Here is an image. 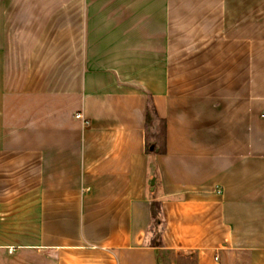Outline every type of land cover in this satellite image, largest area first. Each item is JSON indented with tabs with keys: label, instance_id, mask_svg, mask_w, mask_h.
<instances>
[{
	"label": "crops",
	"instance_id": "1",
	"mask_svg": "<svg viewBox=\"0 0 264 264\" xmlns=\"http://www.w3.org/2000/svg\"><path fill=\"white\" fill-rule=\"evenodd\" d=\"M0 264H264V0H0Z\"/></svg>",
	"mask_w": 264,
	"mask_h": 264
},
{
	"label": "trees",
	"instance_id": "2",
	"mask_svg": "<svg viewBox=\"0 0 264 264\" xmlns=\"http://www.w3.org/2000/svg\"><path fill=\"white\" fill-rule=\"evenodd\" d=\"M161 134L164 137L163 145L159 143L158 135ZM167 152V121L159 115L154 100L150 97L146 117V153L152 156ZM157 208L158 204H154V213L158 211Z\"/></svg>",
	"mask_w": 264,
	"mask_h": 264
},
{
	"label": "built area",
	"instance_id": "3",
	"mask_svg": "<svg viewBox=\"0 0 264 264\" xmlns=\"http://www.w3.org/2000/svg\"><path fill=\"white\" fill-rule=\"evenodd\" d=\"M76 118L84 120L86 124H88V123H89V121H88V120H85V118H84V115H83V114H77V115H76Z\"/></svg>",
	"mask_w": 264,
	"mask_h": 264
},
{
	"label": "rangeland",
	"instance_id": "4",
	"mask_svg": "<svg viewBox=\"0 0 264 264\" xmlns=\"http://www.w3.org/2000/svg\"><path fill=\"white\" fill-rule=\"evenodd\" d=\"M158 136H159V143H160V145H163V141H164L163 135L161 134V135H158Z\"/></svg>",
	"mask_w": 264,
	"mask_h": 264
}]
</instances>
